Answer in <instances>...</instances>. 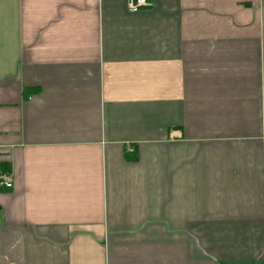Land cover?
Here are the masks:
<instances>
[{
  "label": "crops",
  "instance_id": "obj_1",
  "mask_svg": "<svg viewBox=\"0 0 264 264\" xmlns=\"http://www.w3.org/2000/svg\"><path fill=\"white\" fill-rule=\"evenodd\" d=\"M151 2L0 0V264H264V0Z\"/></svg>",
  "mask_w": 264,
  "mask_h": 264
},
{
  "label": "built area",
  "instance_id": "obj_2",
  "mask_svg": "<svg viewBox=\"0 0 264 264\" xmlns=\"http://www.w3.org/2000/svg\"><path fill=\"white\" fill-rule=\"evenodd\" d=\"M151 0H127V7L130 11H137L141 7L151 6ZM0 184L5 187H12V180L6 173H0Z\"/></svg>",
  "mask_w": 264,
  "mask_h": 264
},
{
  "label": "trees",
  "instance_id": "obj_3",
  "mask_svg": "<svg viewBox=\"0 0 264 264\" xmlns=\"http://www.w3.org/2000/svg\"><path fill=\"white\" fill-rule=\"evenodd\" d=\"M6 169H7L6 166H4V167H3V170L5 171Z\"/></svg>",
  "mask_w": 264,
  "mask_h": 264
}]
</instances>
